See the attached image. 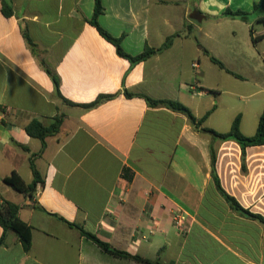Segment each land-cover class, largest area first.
I'll return each mask as SVG.
<instances>
[{"label":"crops","instance_id":"obj_1","mask_svg":"<svg viewBox=\"0 0 264 264\" xmlns=\"http://www.w3.org/2000/svg\"><path fill=\"white\" fill-rule=\"evenodd\" d=\"M258 1L102 0L99 24L122 39L128 55L177 35L169 48L132 64L90 24L95 0H12L10 17L0 0V204L21 205L19 216L32 227L29 251L8 232L0 264H143L107 254L67 223L162 264H264V225L217 190L210 152L223 189L264 217V146L247 148L243 170L236 142L212 139L184 114L146 100L180 102L198 120L211 111L210 121L216 106L207 99L204 50L215 57L214 28L231 20L222 16L227 8L252 13ZM47 69L58 75L59 93ZM101 95L114 97L84 107ZM56 117L60 131L42 150L25 128ZM205 122L202 128L226 133L225 118L218 126ZM241 127L249 135L242 115ZM31 160L43 184L28 198L4 180L16 172L31 183ZM177 210L185 215L182 228L173 221Z\"/></svg>","mask_w":264,"mask_h":264},{"label":"trees","instance_id":"obj_2","mask_svg":"<svg viewBox=\"0 0 264 264\" xmlns=\"http://www.w3.org/2000/svg\"><path fill=\"white\" fill-rule=\"evenodd\" d=\"M2 5H3L2 7L3 14L6 17L12 16L13 15L12 0H2ZM103 13H104V6L102 4V0H95L94 14H93L92 19L90 20V24L96 27V29L98 30V32L104 39H106L108 42L112 43L116 47L117 53L119 56L128 59L132 64L143 62L147 60L148 58H150L151 56L169 48L172 45L174 37L177 36V35H174V36L169 37L160 48L146 47L140 55L131 56V55L126 54L123 51L121 47L122 39L113 37L106 30H104L99 24V17ZM252 15L256 16L259 22L264 23V0H259L258 2L254 3V9L252 13H248L242 10L233 11L232 9L227 8L222 14L224 18L240 19L244 22H248L250 16ZM250 33L252 36V42L254 44L259 39L264 38V35L259 36V37H254L253 28H251ZM24 37L28 43V46L32 49V51H34L36 46L26 32H24ZM204 52L206 55L209 56L210 61L216 64L220 69L230 72L226 69V66L224 65V63H222L216 57L212 56L207 50H204ZM46 71L52 78L54 85L56 87V91L59 93L60 80H59L58 75L49 69H47ZM125 93H126V96L128 97L132 96V94L127 91ZM112 97L114 96L113 95H101L96 99V101H94L91 104L84 105V107L86 108L94 107ZM146 100L151 107L162 106L174 112H179V113L184 114L185 116H187V118L189 119L190 123L194 126V128L198 129L202 133L209 135L212 139L220 140L223 142L225 141L236 142L241 148L243 170L246 169L245 160H246L247 148L255 147V146H264V110L259 118V122H258L255 135L248 137V136H245L241 131V115L240 114L237 115L234 121L232 122L230 131L225 134H222L213 129L201 127L203 122H205V120L211 114V111L207 112L204 115V117L198 120L196 116L190 111V109L180 102L172 101V100H154L149 97H146ZM69 104L74 105L73 103H70V102ZM61 124H62L61 117H56L54 119V122L49 126H46L40 121L34 119L26 126L25 130L30 137L38 139L42 142V150H43L46 147V138L50 136H55L56 134H58L60 131ZM210 152H211V161H212V177L214 179L217 190L224 196V198L230 204L232 209L240 212L242 215H245L254 220H257L264 225L263 216L259 214L251 213L250 211L244 209L234 197L229 195L223 189L220 179L216 173V168H215L216 151L213 147H210ZM30 166L33 172V181L31 183H26L22 179V177L19 176L16 172L12 173L9 177L5 178L4 182L8 184L15 192L23 194L25 197L33 198L37 190V187L43 184V178L41 174L39 173V171L36 169V166L33 160L30 161ZM20 209H21V205L15 204L10 201L4 200L0 204V227L3 229V234L0 237V247L6 244L8 232H14L16 236L18 237V239L20 240V242L22 243L24 249L26 251H29L31 247V243H32V227L28 225L27 223H25L24 221H22V219L19 216ZM67 224L70 227H74L78 229L81 235L86 236L88 239L93 241L101 250H103L109 255L119 257V258H124V259L135 260L136 262L143 263V264H162V263H159L158 261L144 259L138 255H131L127 252L115 249L111 247L109 244L101 241L97 236L86 232L81 226L72 224V223H67Z\"/></svg>","mask_w":264,"mask_h":264},{"label":"rangeland","instance_id":"obj_3","mask_svg":"<svg viewBox=\"0 0 264 264\" xmlns=\"http://www.w3.org/2000/svg\"><path fill=\"white\" fill-rule=\"evenodd\" d=\"M251 28L257 33L263 32L264 23L252 15L248 22L231 19L215 27L214 31L219 37L214 50L215 57L232 71L222 70L211 61L204 69V84L211 91L207 99L214 100L216 106L211 120L205 124L218 126L225 118L226 126L221 128L227 133L234 118L241 114L243 128L249 135L241 131L248 137L255 135L260 109L264 106V41L258 46L253 45L250 40ZM254 77L261 79L255 82ZM196 84L194 80L192 86L197 93L199 89ZM194 100L202 103L201 98Z\"/></svg>","mask_w":264,"mask_h":264},{"label":"built area","instance_id":"obj_4","mask_svg":"<svg viewBox=\"0 0 264 264\" xmlns=\"http://www.w3.org/2000/svg\"><path fill=\"white\" fill-rule=\"evenodd\" d=\"M193 68H197L198 64L197 63H193ZM195 89V88H192ZM173 221L176 224L177 227L182 228L184 226V221H185V215L182 211L177 210L173 213Z\"/></svg>","mask_w":264,"mask_h":264}]
</instances>
